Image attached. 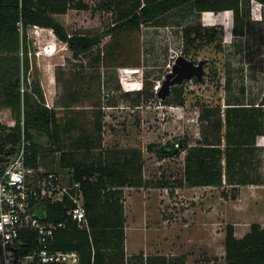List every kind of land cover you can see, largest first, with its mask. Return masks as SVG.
<instances>
[{"label":"rangeland","instance_id":"rangeland-1","mask_svg":"<svg viewBox=\"0 0 264 264\" xmlns=\"http://www.w3.org/2000/svg\"><path fill=\"white\" fill-rule=\"evenodd\" d=\"M84 1L89 10H70L58 20L70 33L99 36L100 49L75 58L52 31L30 28V79L41 83L43 75L58 78L56 103L51 107L63 122L77 119L81 128L69 134L72 139L78 138L82 128L93 130L94 105H99L104 114L103 148L143 151L150 188L124 190L129 264H140L138 255L142 260L145 255L186 256V264L222 258L227 225H234L238 238L253 224L264 227V186L243 187L236 200L223 197V192L236 193L226 185L190 188L184 182L186 152L178 143L182 140L194 146L202 138L203 108L220 107L224 118L228 104L248 105L263 98V6L250 2L251 23L242 37L233 34V13L199 14L188 6L170 12L160 23L110 34L115 16L101 0ZM198 25L215 28V36L197 40L198 48L188 47L190 56H186L182 31ZM98 53L101 61L96 64L93 58ZM180 56L196 64L204 61L205 75L198 82L192 79L170 86V95L162 98L159 93ZM177 86L185 87V104H166ZM142 89L150 96L137 100L135 92ZM75 90L81 102L66 109L69 93ZM127 92L132 93L129 98L124 96ZM1 117L8 125L6 115ZM169 143L177 151L161 153ZM150 145H154L152 151ZM259 145L264 147V137L259 138ZM41 155V165L47 170L68 174L59 169V153L47 150Z\"/></svg>","mask_w":264,"mask_h":264},{"label":"trees","instance_id":"trees-1","mask_svg":"<svg viewBox=\"0 0 264 264\" xmlns=\"http://www.w3.org/2000/svg\"><path fill=\"white\" fill-rule=\"evenodd\" d=\"M251 1L260 3L264 9V0H101V3L115 16L110 34L160 23L170 12L188 6L199 14L233 13V34L242 37L251 23ZM70 10L87 11L89 7L84 0H0V109H10L16 122L15 126L0 122V154L16 147L23 134L30 143L29 166L41 165L43 151L59 153V169L68 171L70 182L81 184L91 234L69 223L64 232L58 233L56 248L77 251L80 264H126L124 190L150 188L144 176L143 151L136 147L103 148L100 135L104 114L99 105H94L97 111L93 130L82 128L78 138L72 139L69 134L81 128L77 119L71 117L63 122L56 109L46 105L40 81L30 79L29 30L35 29L34 26L52 31L75 58L100 49L99 36L70 33L55 18ZM215 30L201 25L184 28L183 42L187 48L183 53L190 56L188 47L198 48L197 40H212ZM100 61L98 53L93 62ZM184 94V86L174 87L171 97L164 102L183 106ZM131 95L124 94L126 98ZM135 95L137 100L150 96L144 89ZM69 100L64 107L70 110L81 102L78 90L69 93ZM228 105L224 118L220 107L203 108L200 120L206 125L202 138L194 146L182 140L178 144L186 152L184 182L188 187L226 185L236 193L228 196L223 192V197L236 200L241 188L264 186V147L259 145V138L264 137V96L259 103ZM153 148L150 145L149 150ZM175 151L171 143L160 150L171 155ZM48 208L49 219L67 218L64 205ZM224 248L225 264H264V227L253 224L248 233L237 238L234 225H227ZM140 257L137 260L144 264ZM186 259V256L173 259L149 256L146 264H186Z\"/></svg>","mask_w":264,"mask_h":264},{"label":"built area","instance_id":"built-area-1","mask_svg":"<svg viewBox=\"0 0 264 264\" xmlns=\"http://www.w3.org/2000/svg\"><path fill=\"white\" fill-rule=\"evenodd\" d=\"M3 114L10 120L8 126H15L11 110H0L1 123ZM29 144L23 134L10 155L0 154V264H80L77 251L55 244L69 223L91 234L81 184L70 182L68 174L29 166ZM60 204L66 207L67 218L49 219L48 206ZM224 256L203 264H225ZM129 257L126 254V264ZM147 258L143 256L144 264Z\"/></svg>","mask_w":264,"mask_h":264},{"label":"water","instance_id":"water-1","mask_svg":"<svg viewBox=\"0 0 264 264\" xmlns=\"http://www.w3.org/2000/svg\"><path fill=\"white\" fill-rule=\"evenodd\" d=\"M204 64V61H199V63L196 64L194 61L187 59L185 56L178 57L173 67V72L167 75V79L163 84L162 92H160L159 95L162 98H166L170 95V86L183 84L186 80H202L205 75ZM13 150L14 149L12 148L7 155H10ZM1 160L8 159L2 158Z\"/></svg>","mask_w":264,"mask_h":264},{"label":"crops","instance_id":"crops-1","mask_svg":"<svg viewBox=\"0 0 264 264\" xmlns=\"http://www.w3.org/2000/svg\"><path fill=\"white\" fill-rule=\"evenodd\" d=\"M59 16H64V15H56L55 18L58 19ZM43 30H45V29H43ZM41 85H42V88L44 90V94H45V98H46L48 106L50 108H53V107H51V105L52 104L54 105L56 103V97H57V92H58L57 82H56L55 78H52L51 75H43L42 80H41ZM0 110H4V109H0ZM160 256H164V255H160ZM165 257L170 259V257H168V256H165Z\"/></svg>","mask_w":264,"mask_h":264}]
</instances>
